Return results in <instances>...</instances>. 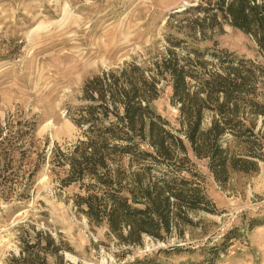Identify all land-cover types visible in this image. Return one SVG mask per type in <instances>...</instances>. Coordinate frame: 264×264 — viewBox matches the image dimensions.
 Here are the masks:
<instances>
[{"label": "rangeland", "instance_id": "rangeland-1", "mask_svg": "<svg viewBox=\"0 0 264 264\" xmlns=\"http://www.w3.org/2000/svg\"><path fill=\"white\" fill-rule=\"evenodd\" d=\"M208 1L215 0H0V133L12 148L0 152V264L19 254V227L28 223L64 242L66 264H264V161L258 173H234L223 185L193 157L215 211L193 213L182 235L145 236L138 246L91 226L75 207L78 185H63L49 162L55 144L69 151L81 138L70 111L83 103L85 82L126 62L150 65L169 40L193 34L198 12L189 9ZM214 39L264 64L243 31L225 24ZM171 96L165 82L153 106L175 130Z\"/></svg>", "mask_w": 264, "mask_h": 264}, {"label": "trees", "instance_id": "trees-1", "mask_svg": "<svg viewBox=\"0 0 264 264\" xmlns=\"http://www.w3.org/2000/svg\"><path fill=\"white\" fill-rule=\"evenodd\" d=\"M189 10L198 12L189 22L193 34L169 40L150 65L126 62L85 82L83 103L70 111L81 138L69 151L55 144L49 156L63 185H78L77 211L127 246L182 235L193 213L215 211L193 157L223 185L234 173H258L264 161V64L214 39L229 24L252 36L264 57V0ZM165 82L179 109L175 130L153 106ZM9 143L0 133V152ZM18 240L20 252L7 264H66L67 246L51 232L23 224Z\"/></svg>", "mask_w": 264, "mask_h": 264}]
</instances>
